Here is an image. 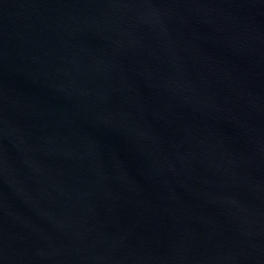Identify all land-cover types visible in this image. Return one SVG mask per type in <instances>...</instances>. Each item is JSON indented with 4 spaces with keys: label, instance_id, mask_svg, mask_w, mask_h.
I'll return each instance as SVG.
<instances>
[{
    "label": "water",
    "instance_id": "obj_1",
    "mask_svg": "<svg viewBox=\"0 0 264 264\" xmlns=\"http://www.w3.org/2000/svg\"><path fill=\"white\" fill-rule=\"evenodd\" d=\"M0 264H264V0H0Z\"/></svg>",
    "mask_w": 264,
    "mask_h": 264
}]
</instances>
